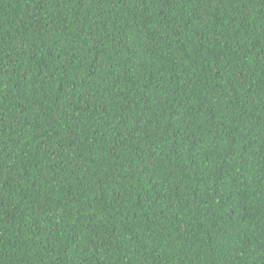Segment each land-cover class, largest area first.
<instances>
[{"label": "trees", "instance_id": "1", "mask_svg": "<svg viewBox=\"0 0 264 264\" xmlns=\"http://www.w3.org/2000/svg\"><path fill=\"white\" fill-rule=\"evenodd\" d=\"M0 264H264V0H0Z\"/></svg>", "mask_w": 264, "mask_h": 264}]
</instances>
